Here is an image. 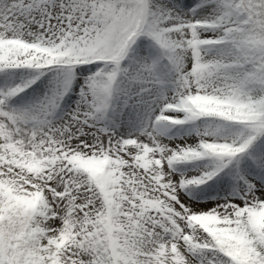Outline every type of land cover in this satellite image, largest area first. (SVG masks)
I'll return each mask as SVG.
<instances>
[{"label": "snow or ice", "instance_id": "snow-or-ice-1", "mask_svg": "<svg viewBox=\"0 0 264 264\" xmlns=\"http://www.w3.org/2000/svg\"><path fill=\"white\" fill-rule=\"evenodd\" d=\"M0 264H264V0H0Z\"/></svg>", "mask_w": 264, "mask_h": 264}]
</instances>
